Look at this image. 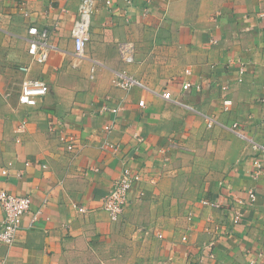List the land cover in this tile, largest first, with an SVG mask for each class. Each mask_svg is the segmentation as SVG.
<instances>
[{
  "label": "crops",
  "instance_id": "1",
  "mask_svg": "<svg viewBox=\"0 0 264 264\" xmlns=\"http://www.w3.org/2000/svg\"><path fill=\"white\" fill-rule=\"evenodd\" d=\"M80 1L0 0V190L32 199L15 242H0V264H264V168L255 176L253 163L264 165L254 148L264 143V0H98L78 58ZM57 21L58 48L34 62L29 25ZM122 42L133 44L132 63ZM25 64L49 84L37 106L19 101ZM122 70L151 90L115 86ZM165 89L195 109L153 92ZM204 114L218 123L208 127ZM60 132L75 136L74 150ZM125 167L143 178L112 221L104 199ZM3 217L0 207V230ZM213 239L209 257L203 247Z\"/></svg>",
  "mask_w": 264,
  "mask_h": 264
},
{
  "label": "built area",
  "instance_id": "2",
  "mask_svg": "<svg viewBox=\"0 0 264 264\" xmlns=\"http://www.w3.org/2000/svg\"><path fill=\"white\" fill-rule=\"evenodd\" d=\"M127 4H132L133 0H125ZM112 0H106L107 4H111ZM98 0H81L79 3L77 17L73 22L72 27V37L74 41V52L76 57L83 58L87 43L90 41V27L92 22V17L97 7ZM59 22H55L50 26H39L32 23L28 27V53L31 59L36 63H46L50 58V54L53 50L57 49L58 46L51 40L52 32L58 28ZM119 53L121 58L127 62L132 63L134 58V47L132 43L122 42L119 44ZM19 70L24 74L21 82V91L19 94V101L22 104L29 106H37L41 99L48 93L49 84L42 78L31 77L29 72L31 70L30 65H21ZM92 71L95 72V67H92ZM190 70H187L189 72ZM239 81H242V74L245 73V67H241L239 72ZM93 77V75H91ZM113 83L115 86L130 89L134 86H139L149 89L141 80L136 76L128 73L126 70L116 71L113 77ZM192 86L191 83H185L183 85L184 89H188ZM223 90L227 89V86L222 87ZM151 90V89H149ZM157 94H161L164 99L176 101L178 104L184 106L187 109L194 110V106L177 101L173 91L170 89H165ZM140 106H145V100L140 101ZM233 100L229 97L223 98V107L225 110H229ZM106 108V107H105ZM118 109L113 108L112 111L116 112ZM204 120L208 127H213L218 123L216 117L208 114H204ZM26 121H23L21 127H24ZM110 128V126H106ZM53 129V128H52ZM231 129L236 134L244 136V134L238 129V123H233ZM59 141L66 146L69 150L75 149V136L72 134H65L60 132L58 136ZM17 141H19L17 139ZM106 146L111 148L114 152L119 150V146L113 144L110 141L106 142ZM254 148L259 151H264V143L257 144L254 143ZM255 172L254 175L258 176L264 168V165L260 158L254 159ZM2 174H7V169L3 168L1 170ZM142 173L131 168L125 167L121 172V175L115 179L109 189L105 199H104V209L107 211L109 218L112 221H117L125 208L130 202L131 192L135 185L142 180ZM257 198V194L254 190L248 192L249 203H253ZM202 203L214 208H219L222 203L217 200L203 199ZM239 204H243V200H238ZM32 206V199L29 195H19L5 189L0 190V207L4 211V217L2 220V227L0 230V242L12 245L16 240V235L21 228V224L24 216L30 212ZM80 212H87V209L83 206L78 207ZM41 210H37L33 214V221H37L40 218ZM242 217V212L240 208H235L234 214L232 216L233 223H240ZM158 237H163L162 233H158ZM183 240H187L184 236ZM215 239L209 241L204 245V249L207 250V256L213 257V248L215 246ZM261 255V254H259ZM201 258H204L202 256ZM1 264H5L4 261Z\"/></svg>",
  "mask_w": 264,
  "mask_h": 264
}]
</instances>
